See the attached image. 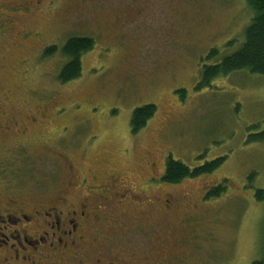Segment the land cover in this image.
I'll use <instances>...</instances> for the list:
<instances>
[{
	"label": "rangeland",
	"instance_id": "obj_1",
	"mask_svg": "<svg viewBox=\"0 0 264 264\" xmlns=\"http://www.w3.org/2000/svg\"><path fill=\"white\" fill-rule=\"evenodd\" d=\"M98 1L60 0L50 14L10 19L18 28L10 41L0 38V138L7 124L16 139H28L0 144V201L5 194L58 197L72 162L79 180L98 172L128 180V192L100 193L105 212L131 197L170 203L165 227L176 233L168 241H181L188 251L170 264L264 261V201L257 199L264 191V144L249 142L264 130V77L238 72L204 83L208 54L237 50L252 11L243 0ZM123 7L134 14L120 22ZM86 11L97 17L82 16ZM25 27L43 34L39 51L25 31L19 35ZM73 37L95 44L81 58V76L64 84L59 75L69 59L61 50ZM53 47L58 51L46 57ZM150 104L156 115L133 135L134 111ZM63 155L68 160L57 158ZM170 157L191 169L226 160L211 174L168 185L162 179ZM223 184L219 196L206 197ZM132 236L134 245L153 238L155 245L151 232Z\"/></svg>",
	"mask_w": 264,
	"mask_h": 264
},
{
	"label": "flooded vegetation",
	"instance_id": "obj_2",
	"mask_svg": "<svg viewBox=\"0 0 264 264\" xmlns=\"http://www.w3.org/2000/svg\"><path fill=\"white\" fill-rule=\"evenodd\" d=\"M4 1L1 8L5 10V18L0 17V38L10 41V31L18 28H12L10 19L21 23L34 16L50 14L57 8L60 0ZM81 1L89 3L93 0ZM243 2L247 5L246 0ZM89 12H82L81 15L91 17V20L93 16L97 17L94 13L90 16ZM64 14L72 13L67 11ZM133 14L130 7L120 8L116 20L121 22ZM55 16L56 14L52 17ZM1 32L6 34L1 36ZM22 32L24 38L37 42L36 48L39 51L42 47L40 41L44 43L43 34L38 30L32 31L29 27L19 31V35ZM32 121L37 122L34 118ZM1 128L0 144L12 141L24 144L28 140L24 135L16 139V134L7 124ZM50 135L48 132L45 139ZM47 147L49 149L46 148V152L50 153L51 148ZM57 158L68 160L64 155ZM77 173L78 168L71 162L67 172V186L58 197L3 196L0 201V264H170L174 259L186 258L188 251L182 242L176 240L169 243L167 238L176 233L165 227L173 211L167 200L163 204L161 198H145L136 200L137 204L136 197H131L118 202V209L105 212L104 207L108 206L102 204L104 197L100 193L106 194L111 188L120 187L124 193L128 192V180L123 181L115 172H107L106 176L98 172L91 178L84 175L79 180ZM152 180L146 179L142 188L144 192L152 184ZM154 209L158 215L152 214ZM111 212L119 214L112 215ZM159 227L165 228L159 231ZM136 230H140L145 238L150 232L153 233L155 245L154 238L144 245L132 244V234ZM89 235L95 236L98 239L95 242L100 245H93L91 242L94 238ZM168 252L172 255L166 258Z\"/></svg>",
	"mask_w": 264,
	"mask_h": 264
},
{
	"label": "trees",
	"instance_id": "obj_3",
	"mask_svg": "<svg viewBox=\"0 0 264 264\" xmlns=\"http://www.w3.org/2000/svg\"><path fill=\"white\" fill-rule=\"evenodd\" d=\"M246 2L253 17L245 30L243 41L239 42L237 50L230 55L221 54L219 49L210 51L206 59L210 64L204 67V83L206 85L216 78L228 77L238 72H248L264 77V0H246ZM94 44V40L87 37H75L67 41L61 52L69 61L59 75L61 83H69L81 76V58L94 48ZM57 51L55 47L49 48L45 55L48 57ZM156 112L157 107L153 104L137 108L131 120L132 134L137 135L145 129ZM249 142L264 144V130L250 135ZM225 160L226 157L218 158L202 167L191 169L170 157L162 180L168 185H177L187 179H195L217 171ZM224 190L225 185H220L219 188L208 192L206 197H217ZM257 199L260 202L264 201V191L258 190ZM254 264H264V261H257Z\"/></svg>",
	"mask_w": 264,
	"mask_h": 264
}]
</instances>
